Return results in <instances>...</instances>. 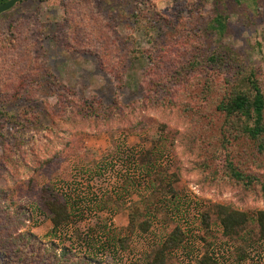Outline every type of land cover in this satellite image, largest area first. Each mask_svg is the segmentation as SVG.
I'll return each instance as SVG.
<instances>
[{
  "label": "rangeland",
  "instance_id": "obj_1",
  "mask_svg": "<svg viewBox=\"0 0 264 264\" xmlns=\"http://www.w3.org/2000/svg\"><path fill=\"white\" fill-rule=\"evenodd\" d=\"M217 14L226 25L219 38L208 32ZM218 40L240 53L264 90V0H23L0 14V109L17 124L0 118V178L10 211L17 203L31 211L18 234H31L42 247L54 243L57 254L72 249V260L88 255L104 264H140L145 250L177 225L187 240L166 253L167 264H198L206 247L200 237L210 234L215 241L209 253L226 264L232 242L218 238L214 226L206 232L200 215L213 216L219 204L252 215L264 210V199L204 183L193 165L206 162L217 147V127L184 110L187 96L171 89L174 77L169 96L175 103L152 100L159 91L155 79L171 58L184 64ZM153 60L163 64L154 69ZM145 97L143 108L138 101ZM22 131L42 139V146L23 139ZM158 138L168 172L178 175L179 200L162 206L159 197L149 231L132 232L133 199L122 189L126 170L131 157L154 149ZM229 150L246 169L264 172L262 156L252 157L238 144ZM47 183L76 209L54 237L41 200H28L36 197L35 184ZM118 237L127 239L125 249L112 244ZM3 259L0 264H20ZM242 264H264V241Z\"/></svg>",
  "mask_w": 264,
  "mask_h": 264
},
{
  "label": "trees",
  "instance_id": "obj_2",
  "mask_svg": "<svg viewBox=\"0 0 264 264\" xmlns=\"http://www.w3.org/2000/svg\"><path fill=\"white\" fill-rule=\"evenodd\" d=\"M6 1L0 0V5ZM225 31L224 17L217 14L208 32L217 34L219 38ZM200 54L179 65H176L175 58H171L167 64L168 68L155 79L153 88L156 86L159 91L154 94L152 100L163 106L175 103L169 96L170 81L174 77L171 89L183 90L187 96L188 101L185 102L184 110L193 112L195 117L202 116L211 126L217 127V147L206 162L193 165L202 170L204 183L239 188L242 194L251 195L254 200L264 199V172L246 169L245 163L236 161L232 150H229L232 145L238 144L244 148L245 153L249 150L250 156H262L264 160V90L257 73L254 70L247 71L240 53L223 44L221 40L217 41L213 50ZM155 59L158 60L157 57ZM153 63V68L156 69L155 65H161L163 61L153 60ZM199 66H203L202 74ZM157 68L161 70V67ZM192 92L193 96H190ZM164 93L167 95L166 99ZM146 101L145 97L138 103L146 108ZM207 101H213L208 109L203 107ZM93 108L100 107L95 104ZM0 110V118L4 117L5 123L17 125L12 114L5 109ZM90 114L92 113H85ZM198 122L199 120L195 121L196 124ZM44 129L50 130L48 127ZM24 133L22 131V134ZM32 134L25 133L23 139L32 142V145L42 146V139L39 140ZM194 135L191 133L190 137L193 138ZM49 139H44L45 143L48 142L47 146L51 144ZM158 141L159 144L154 149L142 150L138 156H132L126 170L125 185H122V189L133 199L128 207V224L132 227L130 228L132 232L149 231L153 225L152 218H155L153 212L160 206L156 203L159 197L162 204L165 202L162 206H170L179 200L174 188L178 175L175 172H168V165L164 162L163 139L158 138ZM30 148L35 149L34 146H29L28 149ZM41 163L39 161V166ZM254 164L257 165L255 162ZM6 168L8 167H5V174L13 180V176L6 172ZM25 168L28 171L29 168ZM1 182L4 180L0 178V256L4 258L3 260L7 259L10 262L15 260L20 264H104L100 259L88 255L72 260L74 254L72 249L63 248L57 254L54 243L49 247H42L31 234H18L25 226L26 213L29 211L21 203H17L14 211H10L11 208L7 204L9 190ZM34 187L36 197L30 195L28 200L35 203L41 200L48 213L51 234L54 237L63 226L72 221L76 209L69 203L66 195L50 183L41 188L37 184ZM200 217L201 226L206 232L211 231L214 226L218 238L232 242L226 264H242L249 256V249L255 250L264 241V210H258L250 215L229 205L219 204L215 206L213 216L206 212ZM185 236L186 232L176 225L166 237L162 236L159 242L145 250L140 264H167L166 253L182 248L187 240ZM213 237L211 234L206 238L200 237L206 247L203 255L198 258V264H219L215 256L209 253L210 247L214 245ZM126 241L124 237H118L112 244L118 243L122 247L126 246Z\"/></svg>",
  "mask_w": 264,
  "mask_h": 264
},
{
  "label": "water",
  "instance_id": "obj_3",
  "mask_svg": "<svg viewBox=\"0 0 264 264\" xmlns=\"http://www.w3.org/2000/svg\"><path fill=\"white\" fill-rule=\"evenodd\" d=\"M23 0H8L5 3L0 5V14L7 12L12 7H14L17 3L21 2Z\"/></svg>",
  "mask_w": 264,
  "mask_h": 264
}]
</instances>
